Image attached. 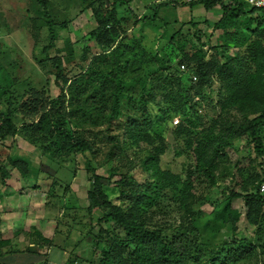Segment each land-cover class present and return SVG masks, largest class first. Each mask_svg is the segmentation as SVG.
Segmentation results:
<instances>
[{
	"label": "trees",
	"instance_id": "16d2710c",
	"mask_svg": "<svg viewBox=\"0 0 264 264\" xmlns=\"http://www.w3.org/2000/svg\"><path fill=\"white\" fill-rule=\"evenodd\" d=\"M36 1L43 4L45 18L41 22L49 38L42 48L45 57L39 61L51 60L60 92L52 97L48 87L28 80L20 92L19 80L3 74L6 71L0 64V140L16 137L23 129L24 136L41 145L43 153L54 151L53 143L61 151L90 153L91 158L86 159L92 177L87 214L102 210L98 223L114 222L124 234L123 239L110 238L101 246L99 264H264V37L253 26L243 29L235 22L239 14L259 15L264 8H247L243 0L191 2L203 3L207 9L219 3L224 10L213 26L221 30L213 44L215 56L208 55L200 40L192 52L179 48V63L192 69L197 91L187 93L186 101L191 103L208 89L219 114L200 128L183 123L176 126L177 135L180 130L185 133L183 152L189 159L184 173H178L161 165L168 144L163 132L152 131L155 120L148 105L157 90L167 100L172 95L166 91L167 80L158 77L162 67L147 65L158 52L148 53L140 40L133 44L122 39L126 30L118 6L130 0H91L86 4V8L95 1L108 4L109 14L99 19L89 38L97 39L100 53L111 67L101 69L92 58L72 76L61 55L49 54L58 37V23L46 1ZM59 25L65 27L67 20ZM111 26L114 32L108 30ZM174 39L176 36L171 41ZM230 51L235 52L233 56L228 55ZM130 63L135 74L127 79L121 73ZM116 127L120 131L124 127L133 143L146 149L141 161L147 178L129 189L123 187L129 181L118 180L121 193L131 197L127 206L110 199L105 190L108 182L97 172L121 149L119 134L113 133ZM245 138L248 144L253 142L260 159L252 169L250 161L231 160L236 140ZM8 159L23 177H29L28 159L17 154ZM0 170L3 177L9 175L2 163ZM237 199L243 201L252 231L239 226L243 212L236 206ZM204 204H210L212 210L206 212Z\"/></svg>",
	"mask_w": 264,
	"mask_h": 264
},
{
	"label": "rangeland",
	"instance_id": "374dc122",
	"mask_svg": "<svg viewBox=\"0 0 264 264\" xmlns=\"http://www.w3.org/2000/svg\"><path fill=\"white\" fill-rule=\"evenodd\" d=\"M45 1L52 9L53 19L58 23V37L55 46L50 49V56L61 55L69 76L79 71L81 65L87 66L92 58L94 61L97 59L95 63H98L99 68L109 69L110 62L100 53L102 48L97 39L89 38V33L98 27L99 19L109 14L108 4L95 1L92 7L86 8L91 0ZM192 1L130 0L118 6L126 30L122 39L133 44L135 40H140L148 53L158 52L147 65L162 67L158 77L167 80L166 91L172 95L167 100L164 93L157 90L155 99L148 105L155 120L152 131L163 132L168 144L161 156V165L178 173H184L189 159L186 152H183L185 133L180 130L177 135L176 126L183 123L200 128L201 123L207 125L219 114V108H214L210 101L208 89L191 103L186 101L187 93L193 95L197 91L193 87L192 69L182 68L179 63V48L192 52L200 40L205 43L208 55L215 56L213 44L221 30L213 26L224 13L219 3L207 9L203 3L192 5ZM229 1L223 0L225 3ZM249 7L250 4L247 5ZM41 10L43 4L36 0H0V64L6 71H2L3 74L19 80L17 89L20 92L30 81L35 86L48 87L51 96L56 97L60 89L52 62L50 59L39 61L45 57L42 48L49 42L48 32L41 22L45 18ZM63 19L67 20V25L60 27ZM235 22L243 29L253 26L264 37V11H260L259 15L248 12L239 14ZM112 29L113 26L108 28L109 31ZM173 36L176 39L171 41ZM69 48H72L71 55L68 54ZM58 49L62 51L57 52ZM234 53L230 51L228 55L233 56ZM129 65L121 73L127 79L135 74L131 70L132 63ZM123 128L120 131L116 127V131H113L119 134L118 144L121 149L118 148L119 152L115 153L112 161L99 167L97 172L108 182L105 190L110 199L118 205L127 206L131 203V197L121 193L122 186L118 180L123 178L129 181L127 184L124 182L123 186L129 189L137 188L138 183L147 178L141 161L146 149L143 144L133 143ZM23 132L21 129L16 137L7 136L0 140V164L9 170V175L4 177L0 170V191L5 182L12 192L5 211L6 217L11 220L12 230H15L16 220H21V224L17 225L27 231L18 234L26 238L28 243L44 247L43 255L27 254L26 263L99 264L101 246L109 242L110 238L123 239L124 234L115 227L114 222L98 223L102 210L96 208L91 216L87 214L92 177L86 168V159L91 158L90 153H70L67 149L61 151L56 143H53L54 151L43 153L42 146L31 141L32 138L25 137ZM236 144L231 149L232 162L250 161L251 169L257 166L260 159L253 149V142L248 144L245 138L237 139ZM16 154L29 160L31 168L28 178L23 177L20 170L10 163L8 156ZM235 203L243 212L239 226L242 230L247 227V232L252 231L253 227H250L244 215L243 201L237 199ZM202 208L206 212L212 210L210 204H204ZM43 237L51 241L47 242Z\"/></svg>",
	"mask_w": 264,
	"mask_h": 264
},
{
	"label": "crops",
	"instance_id": "0c3cea01",
	"mask_svg": "<svg viewBox=\"0 0 264 264\" xmlns=\"http://www.w3.org/2000/svg\"><path fill=\"white\" fill-rule=\"evenodd\" d=\"M3 185L4 188L0 191V264H29L26 263L27 254L43 255L44 247L37 243H28L26 238L21 237V232L27 231L26 228L17 225L21 224L19 222L21 220H16L15 230H12L11 220L5 215L12 192L6 187L5 182Z\"/></svg>",
	"mask_w": 264,
	"mask_h": 264
},
{
	"label": "built area",
	"instance_id": "2783aa9c",
	"mask_svg": "<svg viewBox=\"0 0 264 264\" xmlns=\"http://www.w3.org/2000/svg\"><path fill=\"white\" fill-rule=\"evenodd\" d=\"M243 1L258 8H264V0H243ZM182 68H186V66L183 64ZM193 79H196V76H194ZM261 191H264V183H262L261 185Z\"/></svg>",
	"mask_w": 264,
	"mask_h": 264
}]
</instances>
